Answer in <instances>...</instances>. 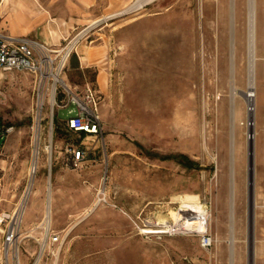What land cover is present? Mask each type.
<instances>
[{
  "label": "rangeland",
  "instance_id": "1",
  "mask_svg": "<svg viewBox=\"0 0 264 264\" xmlns=\"http://www.w3.org/2000/svg\"><path fill=\"white\" fill-rule=\"evenodd\" d=\"M254 7L252 142L247 0H234L232 33L230 0H156L80 28L60 46L78 36L61 76L68 91L57 86L42 108L30 74L3 72L0 123L13 131L0 136V215L17 209L21 236L40 238L51 190L50 229L66 234L57 264H229L231 179L233 264H264V0ZM81 47L93 55L84 70L74 63ZM86 86L98 97L102 136L66 129ZM74 148L86 151L75 167ZM172 212L209 216L182 236L164 225ZM204 234L209 248L200 245ZM33 256L22 250L21 263Z\"/></svg>",
  "mask_w": 264,
  "mask_h": 264
},
{
  "label": "built area",
  "instance_id": "2",
  "mask_svg": "<svg viewBox=\"0 0 264 264\" xmlns=\"http://www.w3.org/2000/svg\"><path fill=\"white\" fill-rule=\"evenodd\" d=\"M137 1L135 0L130 6ZM150 1L153 3L156 0ZM77 37L71 39L64 47L53 49L35 39L10 38L0 33V76L3 72L12 71L30 74L35 80L39 106L42 108L48 93L49 98L52 96L53 101L55 100L57 86L68 91L61 76L72 51H75ZM97 102L95 91L90 86H86L82 100H78L76 113L66 120L67 131L82 132L84 136H102ZM249 109L252 108L248 107ZM39 120L42 121L41 117ZM12 131L13 127H5L0 123V136L3 137ZM70 156V162L75 167L85 160L86 151L83 148H74L70 150ZM0 236L2 237L0 264H10V262L22 264L20 246L23 237L19 232L17 210L12 216L0 215ZM65 239L66 234L63 232H56L51 230L50 226H44L41 237L33 238L37 244V251L30 264H57ZM200 245L202 248H209L212 245L211 237L202 235Z\"/></svg>",
  "mask_w": 264,
  "mask_h": 264
},
{
  "label": "crops",
  "instance_id": "3",
  "mask_svg": "<svg viewBox=\"0 0 264 264\" xmlns=\"http://www.w3.org/2000/svg\"><path fill=\"white\" fill-rule=\"evenodd\" d=\"M135 0H0V33L10 38H31L59 48L77 30L100 19L117 14ZM74 61L79 69H88L87 47H81ZM55 199V197L53 198ZM43 220L49 219L51 197L47 195ZM25 215V211L23 216ZM57 232V231H56ZM42 235V234H41ZM2 237L0 236V248ZM35 253L37 244L30 236H23L21 252ZM10 262V261H9ZM11 264V262H10Z\"/></svg>",
  "mask_w": 264,
  "mask_h": 264
},
{
  "label": "bare ground",
  "instance_id": "4",
  "mask_svg": "<svg viewBox=\"0 0 264 264\" xmlns=\"http://www.w3.org/2000/svg\"><path fill=\"white\" fill-rule=\"evenodd\" d=\"M151 4L150 0H138L135 4H133L130 7H127L126 9L122 10L121 12L111 15L112 17L115 16H120V15H127L129 13L141 10L143 8V6L149 5ZM230 11H231V33H232V25H233V12H234V0H230ZM109 17H104V19H107ZM102 20V19H101ZM100 21V20H99ZM98 22V21H96ZM94 22V23H96ZM255 23H256V15H255V7H254V0H247V91L244 93V99L245 102L247 104V106L249 108H252L253 105V97H254V90H255V61H256V57H255V35H256V27H255ZM233 57H234V48H233V42L231 40V44H230V58H231V82L233 81ZM232 86V84H231ZM236 94L235 90L233 89V87H231V95L232 97ZM50 98L52 99V96H50ZM49 98V99H50ZM232 100V98H231ZM53 101V99L51 100V102ZM232 104V101H231ZM248 110V109H247ZM252 110L253 108L250 110H248L247 112V128L248 131L250 132V134H248V140L250 142H252V140L254 139V134H253V114H252ZM232 115V114H231ZM233 121H231V125H232ZM232 141V138H231ZM231 146H232V142H231ZM38 148L37 146L34 148L33 150V162L31 164L30 170H29V175H33L36 170H37V154H38ZM48 153L50 155L49 149H48ZM250 153H248L249 156V167H248V171L249 174L251 176L252 174V170L253 169V165H252V157L250 158ZM250 168V169H249ZM251 170V171H250ZM31 180V179H30ZM32 182V180H31ZM31 183L28 185L26 192H25V198L26 195L29 194V191L31 189ZM229 186H230V194H229V227H228V244H229V264H233V248H234V213H233V209H232V185H231V179L229 182ZM252 182H251V177H250V184H249V201H251L253 203L252 200V196L251 193L252 191ZM48 197H51V190H48ZM24 198V199H25ZM100 201H98V203H96L94 205V207L92 208L91 211H93L95 209V207L99 204ZM24 204V203H23ZM23 204L22 201L19 204V207L22 205V211H23ZM51 207V206H50ZM17 210V209H16ZM16 210H14V212H16ZM188 212V211H187ZM171 217L174 218V221L172 224L168 225L167 222L164 223V225L166 226V228L169 229V232H174L173 235L177 234V235H186L187 233L190 232H195V230L197 228L200 227L201 221H206L208 218V213L205 212V216L201 217L200 219L196 218L194 214L191 213H183V215L179 214H174L173 212L170 214ZM251 218L253 220V215L251 212ZM187 222V224H186ZM42 225V223H41ZM43 225L44 226H50L49 223V219L46 218L43 220ZM161 227H163L161 225ZM144 234H161V233H165L162 231H157V230H146L143 231ZM251 237H253V233L251 231Z\"/></svg>",
  "mask_w": 264,
  "mask_h": 264
},
{
  "label": "water",
  "instance_id": "5",
  "mask_svg": "<svg viewBox=\"0 0 264 264\" xmlns=\"http://www.w3.org/2000/svg\"><path fill=\"white\" fill-rule=\"evenodd\" d=\"M249 137V136H248ZM249 157V156H248ZM249 159V158H248ZM252 165H253V158H252ZM248 167H249V160H248ZM250 177H251V182H252V186H253V173L249 174V171H248V192H249V184H250ZM252 191H253V188H252ZM251 196H252V200H253V192L251 193ZM250 197V196H249ZM253 206V205H252ZM253 211V209H252Z\"/></svg>",
  "mask_w": 264,
  "mask_h": 264
},
{
  "label": "trees",
  "instance_id": "6",
  "mask_svg": "<svg viewBox=\"0 0 264 264\" xmlns=\"http://www.w3.org/2000/svg\"><path fill=\"white\" fill-rule=\"evenodd\" d=\"M72 56H75V54H74V53H72V54H71V57H72ZM81 135H82V136H84V134H83L82 132H81Z\"/></svg>",
  "mask_w": 264,
  "mask_h": 264
}]
</instances>
